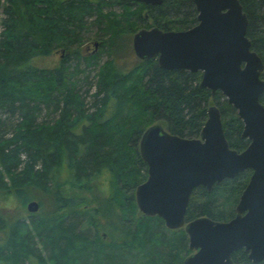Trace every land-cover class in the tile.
Wrapping results in <instances>:
<instances>
[{
    "label": "trees",
    "instance_id": "16d2710c",
    "mask_svg": "<svg viewBox=\"0 0 264 264\" xmlns=\"http://www.w3.org/2000/svg\"><path fill=\"white\" fill-rule=\"evenodd\" d=\"M162 1L150 6L135 0H0V111L18 120L9 136L0 130V194H13L23 208L30 199L41 210L45 203L53 208L27 218L0 212V264H182L191 253L183 229L171 230L137 209L134 188L147 178L139 140L158 121L169 133L194 139L207 107L217 105L228 145L241 152L248 140L240 136L243 126L234 108L221 92L199 87V72L164 70L154 59L120 71L113 59L97 61L102 49L90 55L78 50L90 26L112 43L122 32L196 24L192 0ZM239 2L251 49L264 66V0ZM56 49L63 52L57 66L32 65ZM92 67L97 71L89 82ZM81 81L89 83L85 95L94 88L89 105ZM43 113L46 119L40 120ZM103 176L109 192L99 200ZM250 176L244 170L211 191L196 187L185 222L198 216L231 219ZM83 191L90 199L81 197ZM232 261L252 264L243 249L232 253Z\"/></svg>",
    "mask_w": 264,
    "mask_h": 264
},
{
    "label": "water",
    "instance_id": "95a60500",
    "mask_svg": "<svg viewBox=\"0 0 264 264\" xmlns=\"http://www.w3.org/2000/svg\"><path fill=\"white\" fill-rule=\"evenodd\" d=\"M161 5L162 0H135ZM196 25L186 30L143 28L133 34L139 60L157 59L164 70L200 72L199 87L222 93L242 122L241 137L249 140L241 152L224 137L222 115L209 105L199 137L169 133L161 124L145 129L138 153L147 165L146 180L134 189L138 211L157 216L171 230L183 229L189 249L182 264H233L232 253L243 249L252 264L264 261V93L262 58L247 38V17L239 0H192ZM252 172L228 221L198 216L185 222L196 187L211 191L243 170ZM36 201L27 211L36 212Z\"/></svg>",
    "mask_w": 264,
    "mask_h": 264
},
{
    "label": "rangeland",
    "instance_id": "374dc122",
    "mask_svg": "<svg viewBox=\"0 0 264 264\" xmlns=\"http://www.w3.org/2000/svg\"><path fill=\"white\" fill-rule=\"evenodd\" d=\"M112 9L116 13H118L121 10L117 6L113 7ZM90 27L91 28L85 31V33L82 35V39H83L82 46L78 49L79 51H81L82 55H84L85 47H88L87 50L89 51L87 52H90L93 50L97 51L100 48V50L102 49L104 53H100L99 60L97 61H99L102 64L109 59H113L120 71H128L132 69L136 64L139 63L140 60L136 57L134 50L132 49L133 33H129V32L123 33L122 32L121 34H119V36L116 37V39L112 41V43H110V42H106L108 38H105V39L100 38L102 35L97 29V27H93V26H90ZM100 40L105 41L106 45L104 43L102 48L100 46L99 47L97 46L95 48L93 46V43L100 41ZM62 55H63V52L56 49V50L51 51L50 54L48 55H39V57H35L31 63L32 65H35L37 68L40 67V68H50L51 69V67H55L59 64V60L62 57ZM69 63L71 66H74L76 61L71 60ZM79 65H80V68L84 67V63L82 62H80ZM90 70L91 72L89 73L90 76L88 78L89 82L95 80V75H96L95 73L97 71V68L92 67L90 68ZM84 76L85 74H82L81 77L83 78ZM88 84H85L83 81H81L79 84V87H80V93L82 94L83 97H85L86 102H88V105H89L93 101L90 95L94 91V88L91 87L90 90L88 91V94L85 95V92H87L88 90V86H87ZM53 117H57V114H53L51 118ZM41 119H46L44 113H43V116L40 118V120ZM17 122L18 120L16 116H11L7 112L5 113V112L0 111V130L2 129L1 132L3 136H6V137L9 136V133L11 132L12 127H14V125H16ZM158 123L161 124L163 128L165 129L164 124H162L159 121L156 122V124ZM101 183L102 184L98 186L99 191L97 192V194H95L97 195L99 200H102L106 196V194H108L109 192L108 181L106 180L104 176L102 177ZM89 194L90 193L83 191L81 192V197L83 199L84 198L90 199L91 194L90 195ZM33 200L39 204L38 200H35V199ZM33 200L30 199V201H33ZM27 203L25 204L26 205L25 208H23V205H21V200L15 197L13 194H10V196L0 194V212H2L3 214H10V216H13V217H18V216L26 217L28 214H30L27 211ZM45 204L46 205L43 210H41L42 206L41 204H39V208L35 213H40V212L48 213L53 210V208L51 207L49 208V204L47 203ZM92 207H95L93 203L89 208H92Z\"/></svg>",
    "mask_w": 264,
    "mask_h": 264
},
{
    "label": "flooded vegetation",
    "instance_id": "af4514ba",
    "mask_svg": "<svg viewBox=\"0 0 264 264\" xmlns=\"http://www.w3.org/2000/svg\"><path fill=\"white\" fill-rule=\"evenodd\" d=\"M151 6V5H150ZM197 12V11H196ZM197 24V23H196ZM195 24V25H196ZM194 26V25H193ZM193 26H191V27H193ZM154 27H157V26H154ZM154 27H152V28H154ZM158 28V27H157ZM190 28V27H189ZM188 28V29H189ZM151 29V28H150ZM161 30V29H160ZM184 30H186V29H184ZM133 36V35H132ZM93 46L96 48L97 46L99 47V46H101V40L100 41H97V42H94L93 43ZM88 49V47H85V52H84V54H86V55H90V54H88V53H91V52H95L94 50L93 51H90V52H87V51H89V50H87ZM97 52V51H96ZM149 60V59H148ZM154 60H156L157 61V59H154ZM140 61H142V60H140ZM191 73V72H190ZM200 73V72H199ZM201 74V73H200ZM200 79H201V76H200ZM200 81V80H199ZM199 84H200V82H199ZM261 98V97H260ZM259 102H260V99H259ZM262 104V103H261ZM216 106V105H215ZM233 107V106H232ZM235 110V109H234ZM235 113H236V111H235ZM237 117H238V115H237ZM239 119V118H238ZM240 120V119H239ZM241 121V120H240ZM242 123V122H241ZM163 127V126H162ZM242 130H243V128H242ZM242 133V132H241ZM200 135V134H199ZM241 136V135H240ZM199 137V136H198ZM244 138V137H243ZM245 139H247V138H245ZM248 140V139H247ZM248 143H249V140H248ZM248 145V144H247ZM244 150V149H243ZM237 151V150H236ZM242 151V150H241ZM246 170H248V169H246ZM244 171V170H243ZM250 171V170H249ZM251 172V171H250ZM251 174H252V172H251ZM242 250V249H241ZM193 251H191V253H192ZM190 253V254H191ZM261 262V261H260ZM258 264V263H257Z\"/></svg>",
    "mask_w": 264,
    "mask_h": 264
}]
</instances>
